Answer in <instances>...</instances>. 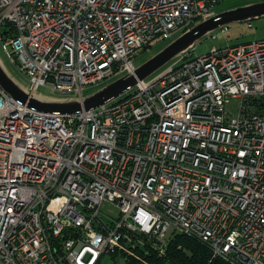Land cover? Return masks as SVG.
Listing matches in <instances>:
<instances>
[{
	"label": "built area",
	"instance_id": "obj_1",
	"mask_svg": "<svg viewBox=\"0 0 264 264\" xmlns=\"http://www.w3.org/2000/svg\"><path fill=\"white\" fill-rule=\"evenodd\" d=\"M222 1L0 0V40L25 91L77 99ZM167 64L77 114L0 86V264H152L175 234L264 264V40Z\"/></svg>",
	"mask_w": 264,
	"mask_h": 264
},
{
	"label": "water",
	"instance_id": "obj_2",
	"mask_svg": "<svg viewBox=\"0 0 264 264\" xmlns=\"http://www.w3.org/2000/svg\"><path fill=\"white\" fill-rule=\"evenodd\" d=\"M264 16V3L245 5L236 9H229L215 14L213 17L197 23L178 38L171 41L163 50L135 68L133 73L125 74L116 80L106 84L98 90L77 99H52L50 97H38L23 87L9 74L0 61V86L15 100L28 102L29 107L44 113L77 114L84 110L95 109L105 103L116 99L128 88L134 87L138 81H142L179 54L212 32L224 28L231 23L245 22Z\"/></svg>",
	"mask_w": 264,
	"mask_h": 264
},
{
	"label": "rangeland",
	"instance_id": "obj_3",
	"mask_svg": "<svg viewBox=\"0 0 264 264\" xmlns=\"http://www.w3.org/2000/svg\"><path fill=\"white\" fill-rule=\"evenodd\" d=\"M256 3H264V0H224L218 4L215 11L217 13H220L222 11H226L229 9H233V8L236 9L245 5L256 4ZM180 35L181 33H177L172 39L161 41L156 45H154L153 47L139 52L134 58L135 67L136 68L140 67L143 63H145L150 58H152L157 53H159L161 50H163L168 44L171 43V41L175 40ZM263 39H264V16L252 20H248L245 22L231 23L224 28H220L212 32L211 34L205 36L204 38L200 39L194 44L195 54L200 56L207 54L213 51L214 49H224L230 45L244 44V43L254 42L256 40H263ZM5 49L8 50L9 53L5 51ZM11 52H12L11 46H5L4 43L0 40V61L3 64V66L9 72V74L16 80V82L20 84L22 87L24 88L32 87L29 77L19 69L16 63L11 61ZM167 65L168 64H166L164 67L159 69L157 72L152 74L147 79L155 78V76L163 72V70L167 67ZM114 80L116 79L105 80L100 85L85 90V93H88V91H93L95 89L98 90L99 88L105 86L106 84ZM37 89H38L37 90L38 97L40 96L50 97L52 99H54V97L56 98L61 97L58 92L52 90L49 87L39 86ZM234 106H235V101L232 100L231 104L229 105V108L235 110ZM117 262H120L121 264H125L124 261L121 259H117ZM113 263L114 261L111 260V257L109 255H107L102 262V264H113Z\"/></svg>",
	"mask_w": 264,
	"mask_h": 264
},
{
	"label": "trees",
	"instance_id": "obj_4",
	"mask_svg": "<svg viewBox=\"0 0 264 264\" xmlns=\"http://www.w3.org/2000/svg\"><path fill=\"white\" fill-rule=\"evenodd\" d=\"M93 91H88L86 94ZM141 247H136V251H144ZM145 255L149 257L152 264H238L215 255L213 250L200 240L182 234H175L172 237L164 259H157L149 253Z\"/></svg>",
	"mask_w": 264,
	"mask_h": 264
},
{
	"label": "bare ground",
	"instance_id": "obj_5",
	"mask_svg": "<svg viewBox=\"0 0 264 264\" xmlns=\"http://www.w3.org/2000/svg\"><path fill=\"white\" fill-rule=\"evenodd\" d=\"M64 98H65V97H62L61 100H63ZM107 103H108V102H107ZM105 104H106V103H105ZM105 104H104V105H105ZM102 106H103V105H102ZM100 107H101V106H100ZM97 108H98V107H97ZM90 110H91V109H90ZM110 161H112V159H111ZM184 236H187V235H184ZM188 237H190V236H188ZM192 238H194V237H192ZM162 259H164V256L162 257Z\"/></svg>",
	"mask_w": 264,
	"mask_h": 264
},
{
	"label": "crops",
	"instance_id": "obj_6",
	"mask_svg": "<svg viewBox=\"0 0 264 264\" xmlns=\"http://www.w3.org/2000/svg\"><path fill=\"white\" fill-rule=\"evenodd\" d=\"M223 1H224V0H223ZM217 6H218V5H217ZM217 6H216V7H217ZM215 9H216V8H215ZM215 14H217V12H216V11H215ZM263 40H264V39H263ZM256 41H259V40H256ZM192 47H194V46H192ZM194 50H195V47H194Z\"/></svg>",
	"mask_w": 264,
	"mask_h": 264
}]
</instances>
